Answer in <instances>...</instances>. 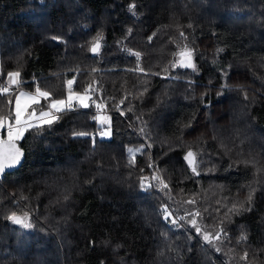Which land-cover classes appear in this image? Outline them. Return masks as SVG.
Masks as SVG:
<instances>
[{"label":"trees","instance_id":"trees-1","mask_svg":"<svg viewBox=\"0 0 264 264\" xmlns=\"http://www.w3.org/2000/svg\"><path fill=\"white\" fill-rule=\"evenodd\" d=\"M185 45L195 70L173 67ZM13 71L49 100L69 80L90 99L17 141L21 164L0 174V264H264V0H0V85ZM250 192V211L229 212ZM164 205L212 233L223 222L227 239L173 226Z\"/></svg>","mask_w":264,"mask_h":264},{"label":"snow or ice","instance_id":"snow-or-ice-1","mask_svg":"<svg viewBox=\"0 0 264 264\" xmlns=\"http://www.w3.org/2000/svg\"><path fill=\"white\" fill-rule=\"evenodd\" d=\"M135 5L130 6V11H134ZM129 33L131 29L128 30ZM155 35V33H153ZM184 34L181 32V36ZM53 39H60L59 37H53ZM102 36L98 34L93 38V43L91 46L92 52H97L100 47V41ZM152 37H149L151 40ZM134 55L139 59L140 53L136 52ZM178 55L181 57L179 61L173 64V67L179 66L181 67H191L195 70V64L191 62L192 50L188 49L187 46H184V49L181 50ZM142 71V69H141ZM8 81L6 85H0V130L6 131V138L0 136V174L5 173L6 169L13 168L21 163L22 157L24 155L23 151L17 146V141L23 138L24 133L28 131H34L37 134H40L44 131L45 126L51 127L59 117L55 115V113H60L66 110H70L73 108V100L76 99L83 107H88L87 100L90 99L87 95H79L77 94L75 97L72 95V85L73 80L67 81V86L69 89V93L67 99H51L50 103L47 105V110L45 106L41 105V100H49L52 96V93L46 90H42L39 84L36 85L34 92H25L21 91L24 81L21 79V73L19 71L9 72L7 74ZM90 90L89 88L85 89L87 93ZM247 98V94L245 93ZM13 100L15 102V107H12ZM123 103V101H121ZM99 109L101 106L96 105ZM93 119H99V117H93ZM102 123H107V119L101 121ZM143 131V130H141ZM110 131L101 132V136H109ZM74 136H85L90 135L89 133L79 132L73 133ZM139 151V149H136ZM130 156H132V160H134V153L132 150H129ZM194 154L189 151L185 159H189L193 157ZM191 164L192 161L189 160ZM151 166V165H149ZM196 169L193 167V172ZM154 179H159L158 177H153ZM146 178H141L140 186L142 189H147L152 187L153 185L145 184L144 180ZM164 188H167V185H163ZM254 192V190H252ZM253 199L252 192L246 197L244 202H241L239 205L234 204L229 212H233L235 214H239L241 211H250V205ZM189 203H195V201H188ZM246 205H248L246 207ZM163 216L165 220H168L173 226L182 227L180 221H186L188 224L195 229L197 234H200L203 240L209 244H220L222 240L227 239V232L225 231L223 222H221V227L215 233L209 232L205 229L199 227L197 223L196 217L200 215L199 212L185 213V216L175 217L174 213L169 210L167 205H164L162 208ZM29 217L28 212H23L21 215H18L16 212H12L7 219L12 221L15 224H21L24 227H31L30 223H25V220ZM247 239V236L241 233L237 243H241ZM215 251H222L221 247H215ZM242 261L247 262L248 253L245 252L242 257H240Z\"/></svg>","mask_w":264,"mask_h":264},{"label":"rangeland","instance_id":"rangeland-1","mask_svg":"<svg viewBox=\"0 0 264 264\" xmlns=\"http://www.w3.org/2000/svg\"><path fill=\"white\" fill-rule=\"evenodd\" d=\"M7 79H8V76L6 77L5 82L7 81ZM20 90L21 91H25V92H34L35 89L31 91V90H27V89L21 88ZM68 93H69V89L65 92V95L64 96L59 97V98H53V99H67ZM77 94L89 96V93L88 92L86 93L85 91H74V90H72V95L74 97ZM50 100L47 101V102L45 100H43V99L41 100V102H44L45 101V104L43 106H45V109L46 110H47L48 103H50ZM86 102L89 104V100H87ZM72 103H73V106L74 105L82 106L79 103V101L76 100V99H74ZM41 105H42V103H41ZM14 107H15V102L13 100V108ZM95 111H96V117L97 116L99 117V119H96V123H97V126H99V128H100V132L110 131V133H111L109 136H101V135H99V138H109V137H111V135H112L111 114L109 112L104 111L101 107L99 109L96 107V110ZM105 119H107L108 122L107 123H102L101 121H104ZM0 136H3L4 138H6V131L0 130Z\"/></svg>","mask_w":264,"mask_h":264},{"label":"water","instance_id":"water-1","mask_svg":"<svg viewBox=\"0 0 264 264\" xmlns=\"http://www.w3.org/2000/svg\"><path fill=\"white\" fill-rule=\"evenodd\" d=\"M180 59H181V57H179L178 61H179ZM189 151L192 152L191 149H187V150L184 152V154H183V159H184L185 163L187 164L188 168H189L191 171H193V167H194V163H195V156L190 157L189 159H185V157L187 156V153H188ZM192 153H193V152H192ZM193 154H194V153H193ZM22 159H23V157H22ZM189 160L192 161L191 164L189 163ZM21 162H22V160H21ZM20 164H21V163H20ZM20 164H19V165H20ZM17 166H18V165H17ZM15 167H16V166H15ZM13 168H14V167H13ZM10 169H12V168H10ZM10 169H6V170H10Z\"/></svg>","mask_w":264,"mask_h":264},{"label":"built area","instance_id":"built-area-1","mask_svg":"<svg viewBox=\"0 0 264 264\" xmlns=\"http://www.w3.org/2000/svg\"><path fill=\"white\" fill-rule=\"evenodd\" d=\"M117 112H118V114H119L121 117L124 118L125 113H124L123 111L118 110ZM55 115H57V114L55 113ZM93 117H96V111L93 112V116H92V120H94V121L96 122V119H93ZM100 133H101L100 130H96V131H95V135H100Z\"/></svg>","mask_w":264,"mask_h":264},{"label":"crops","instance_id":"crops-1","mask_svg":"<svg viewBox=\"0 0 264 264\" xmlns=\"http://www.w3.org/2000/svg\"><path fill=\"white\" fill-rule=\"evenodd\" d=\"M7 81H8V79H7ZM7 81H6V82H7Z\"/></svg>","mask_w":264,"mask_h":264}]
</instances>
